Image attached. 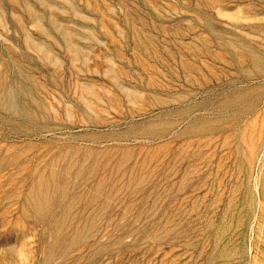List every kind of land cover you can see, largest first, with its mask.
Returning a JSON list of instances; mask_svg holds the SVG:
<instances>
[{
  "label": "rangeland",
  "instance_id": "rangeland-1",
  "mask_svg": "<svg viewBox=\"0 0 264 264\" xmlns=\"http://www.w3.org/2000/svg\"><path fill=\"white\" fill-rule=\"evenodd\" d=\"M0 264H264V0H0Z\"/></svg>",
  "mask_w": 264,
  "mask_h": 264
}]
</instances>
